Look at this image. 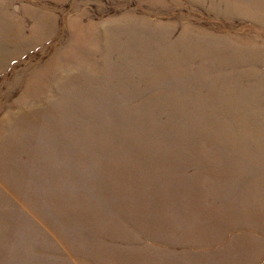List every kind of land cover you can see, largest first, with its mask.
<instances>
[{"label":"rangeland","instance_id":"1","mask_svg":"<svg viewBox=\"0 0 264 264\" xmlns=\"http://www.w3.org/2000/svg\"><path fill=\"white\" fill-rule=\"evenodd\" d=\"M0 264H264V0H0Z\"/></svg>","mask_w":264,"mask_h":264}]
</instances>
